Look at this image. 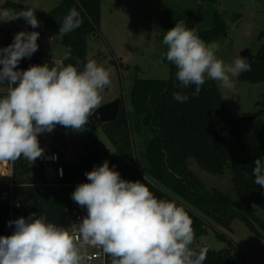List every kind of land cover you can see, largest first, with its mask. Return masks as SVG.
Masks as SVG:
<instances>
[{
    "label": "clouds",
    "instance_id": "9594fccd",
    "mask_svg": "<svg viewBox=\"0 0 264 264\" xmlns=\"http://www.w3.org/2000/svg\"><path fill=\"white\" fill-rule=\"evenodd\" d=\"M38 9V0H33L18 12L0 10V22L23 18L37 28ZM59 22L56 36L63 38L83 19L73 7ZM38 37L36 31H20L10 45L0 48V86H6L0 96V164L5 166L21 157L31 163L42 157L38 136L51 133L57 125L74 132L85 130L103 102L101 93L111 84L112 69L95 60L87 61L83 70L65 65L70 49L52 66L17 70L23 58L38 50ZM163 44L167 51L162 56L176 67L181 88L195 86L193 96L199 95L206 78L232 90L233 78L251 70L243 58L230 63L219 58V44L205 42L184 20L166 31ZM189 98L173 93L178 102ZM85 175L88 182L78 184L71 194L87 210L77 233L49 222L43 214L10 220L8 226L15 228L11 235L0 236V264H85L87 247L102 249L111 264H204L208 249L195 246L193 221L183 206L158 199L145 183L122 179L107 160ZM253 175L254 183L264 187V160H254Z\"/></svg>",
    "mask_w": 264,
    "mask_h": 264
},
{
    "label": "trees",
    "instance_id": "16d2710c",
    "mask_svg": "<svg viewBox=\"0 0 264 264\" xmlns=\"http://www.w3.org/2000/svg\"><path fill=\"white\" fill-rule=\"evenodd\" d=\"M207 1L215 3L217 0ZM30 5L7 1L2 8L18 12ZM73 7L80 11L83 23L62 38L65 52L71 50L70 58L63 60V63L83 70L88 61V38L100 33L102 0H63L49 12L38 9L36 17L40 26L30 28L36 32L59 30V21ZM226 33L227 27L216 13L214 26L197 34L205 42H217ZM246 62L250 64L251 70L241 73L239 79L250 83L264 82V46ZM45 63L52 66L55 60L37 53L23 70ZM176 72L172 64L169 80L135 79L129 98L125 100L120 97L121 105L116 120L101 125L100 129L114 147L115 153L123 160L106 147L98 132L92 133L85 128L80 132L88 134L85 144L87 153L82 161L66 165V178L58 184L48 183L45 168L37 160L31 163L21 157L10 162L14 183L13 202H0V236L13 233L15 226H8L10 220L21 216L27 218L31 213L43 214L49 222L65 227L66 213L71 204V188L68 184L88 182L85 173L105 160L109 162L110 168L115 166L122 179L145 183L158 199L175 201L183 206L193 221L196 247L199 238L208 233V223L200 213L228 228L235 217H240L251 230L262 236L244 214L231 210L243 211L264 229V223L255 214L256 208L264 210V187L254 183L253 175L254 160H264V127L259 131L251 129V125L264 116V108L237 118L227 108L214 81L206 79L199 95L193 96L195 86L181 88ZM176 92L188 95L189 100H174L173 93ZM133 124L144 136L153 134L145 138L143 162L138 163L143 173L133 165L136 161ZM57 127L74 132L60 125ZM189 159H194L200 167L216 175H223L229 168L236 200L204 184L190 168ZM7 167L8 164H0V173L4 174H0V181L7 175ZM17 202L19 207L16 206ZM218 236L231 245V241L222 234ZM207 249L204 264H239L237 253L230 247L221 251Z\"/></svg>",
    "mask_w": 264,
    "mask_h": 264
},
{
    "label": "rangeland",
    "instance_id": "374dc122",
    "mask_svg": "<svg viewBox=\"0 0 264 264\" xmlns=\"http://www.w3.org/2000/svg\"><path fill=\"white\" fill-rule=\"evenodd\" d=\"M7 1L33 3V0H0V10H3L2 6ZM62 1L38 0L42 12H49ZM216 13L227 27V33L217 41V56L226 63L237 57L242 58L245 49H250L255 55L264 46V0H217L215 3L207 0H102L100 33L88 38V61L95 60L97 64L112 69L111 84L101 93V105L118 97L127 100L137 78L169 80L172 76V64L162 56L167 51V46L163 44L166 31L173 28L178 20H184L186 26L196 33L209 30L215 24ZM16 20L28 25L23 18ZM48 32L55 39L46 43L50 57L55 61L63 60L65 48L62 38L56 36L59 30L50 29ZM46 38L48 40V36ZM233 79L235 87L232 90L221 89L219 82H214L227 108L235 117L264 108V82H243L239 76ZM5 93L6 86H1L0 96ZM263 127L264 116L251 125L254 131ZM50 134L56 135L57 142L68 145L71 162L83 160L87 153V133L63 131L56 126ZM98 135L106 147L115 153L101 129ZM151 136L153 134L144 136L136 124H133L132 138L136 154L133 165L140 173L144 172L138 163L143 162L145 138ZM116 156L123 160L118 154ZM189 164L204 184L217 188L225 196L236 200L229 168H226L223 175H216L200 167L194 159H189ZM7 171L11 174V165H8ZM255 214L264 223V210L256 208ZM200 216L208 223V233L199 238L197 247L216 251L230 247L237 253L239 264H264V237L251 230L242 218L235 217L228 228L201 213ZM218 234L230 240L231 245Z\"/></svg>",
    "mask_w": 264,
    "mask_h": 264
},
{
    "label": "built area",
    "instance_id": "2783aa9c",
    "mask_svg": "<svg viewBox=\"0 0 264 264\" xmlns=\"http://www.w3.org/2000/svg\"><path fill=\"white\" fill-rule=\"evenodd\" d=\"M20 31H34L29 25L25 26L21 20H13L9 22H0V48L7 47L10 45L16 33ZM48 30L38 31L39 37L37 40L38 50L31 56L23 58L18 66L17 70H23L24 66L35 59L37 53L50 57V53L46 49L47 41L53 42L55 39ZM48 36V40L47 37ZM52 38V39H51ZM52 58V57H50ZM53 59V58H52ZM2 67V66H0ZM40 146L44 149V155L37 159V161L45 168L46 178L49 184H58L64 181L67 175L66 165L74 164L70 160V150L66 143L57 142L56 135L50 133H42L39 136ZM55 145H57L55 147ZM55 156L56 159H52ZM8 165H11L10 162ZM62 170L63 174H60ZM81 184L79 182H74L68 184L71 188V194L75 190L76 186ZM13 188L14 183L12 181L11 174L6 175L0 181V202H7L12 204L13 202ZM86 208L80 207L71 198L70 207L66 213V224L65 228L69 230L70 233L76 234L79 227V222L84 216H86ZM87 259L85 264H111V257L103 252L100 248H86Z\"/></svg>",
    "mask_w": 264,
    "mask_h": 264
},
{
    "label": "water",
    "instance_id": "95a60500",
    "mask_svg": "<svg viewBox=\"0 0 264 264\" xmlns=\"http://www.w3.org/2000/svg\"><path fill=\"white\" fill-rule=\"evenodd\" d=\"M242 58L245 60H251L253 58V54L250 49H245L242 52ZM121 105V98L105 103L99 107L94 113L93 116L89 118L88 124L85 125V128L90 130L92 133H97L104 123L113 122L116 120L118 116V112ZM98 117V118H97ZM57 145H55L56 147ZM240 212L244 214L248 220L254 225L257 231L264 237V229L260 226L258 222H256L252 217L247 215L241 210L232 209L231 212Z\"/></svg>",
    "mask_w": 264,
    "mask_h": 264
}]
</instances>
